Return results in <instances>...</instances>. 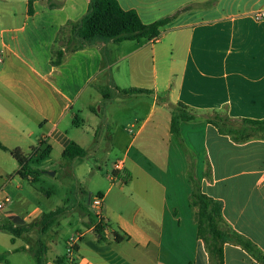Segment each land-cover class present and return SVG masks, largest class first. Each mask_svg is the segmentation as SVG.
I'll return each instance as SVG.
<instances>
[{
	"label": "crops",
	"instance_id": "1",
	"mask_svg": "<svg viewBox=\"0 0 264 264\" xmlns=\"http://www.w3.org/2000/svg\"><path fill=\"white\" fill-rule=\"evenodd\" d=\"M117 1L145 24L172 20L156 42L87 44L73 30L90 0H0L1 189L22 178L14 150L32 160L46 151L45 162L76 142L86 156L62 170L83 180L97 174L88 159L98 157L103 141L116 159L97 190L109 230L97 234L96 220L79 205L76 252L44 264H210L190 201L195 163L202 191L222 204V228L256 249L257 256L226 243L223 264H263L264 138L237 142L208 120L264 121V17H257L264 0ZM22 22L29 34L18 28ZM130 88L153 94L123 92ZM178 103L197 116L182 123L180 139L170 132V105ZM35 213L21 228L40 222L44 213Z\"/></svg>",
	"mask_w": 264,
	"mask_h": 264
},
{
	"label": "trees",
	"instance_id": "2",
	"mask_svg": "<svg viewBox=\"0 0 264 264\" xmlns=\"http://www.w3.org/2000/svg\"><path fill=\"white\" fill-rule=\"evenodd\" d=\"M29 4L31 6V2ZM171 20L172 17H168L145 24L135 10H124L117 0H90L87 14L82 18L76 30L73 31L80 40L87 44L97 41L122 43L144 39L152 40L160 37L162 28L169 24ZM123 92L129 95L153 94L151 90L141 88H130L123 90ZM105 96L108 95L105 94ZM170 109V132L180 139L182 123L195 121L197 116L183 103L171 104ZM208 122L216 126L222 134L232 137L237 142H244L253 138H264V121L232 120L227 116L218 114L216 119H209ZM219 123H222V125ZM12 155L21 167L19 175L23 179L31 181L35 180L33 175L36 173L32 163H40L48 158V152L46 151L36 152L35 160H32V157H26L20 150L12 151ZM85 156L86 150L76 142H71L62 154L65 161L84 158ZM194 167L195 163L190 162L189 179L192 185L190 201L195 210L198 237L206 247L210 264H223V246L229 242L238 244L257 256L255 247L242 236L222 228L224 220L222 204L202 191L201 179L196 176ZM64 212L65 209L58 208L49 213H44L39 224L41 233L46 234ZM84 225L90 227L93 222L84 223ZM94 227L97 234H102L104 231V224L101 221L96 222ZM0 229L7 230L16 237L31 231V227L21 228L12 224L1 225ZM47 250L46 245L41 243V246L35 252V259L38 264H44ZM5 260L6 254H0V262ZM262 262L264 264V257H262Z\"/></svg>",
	"mask_w": 264,
	"mask_h": 264
},
{
	"label": "rangeland",
	"instance_id": "3",
	"mask_svg": "<svg viewBox=\"0 0 264 264\" xmlns=\"http://www.w3.org/2000/svg\"><path fill=\"white\" fill-rule=\"evenodd\" d=\"M32 1L34 3V1L40 2L42 0ZM47 1L45 0V3ZM136 1L121 0L125 7L136 4ZM18 5H22L23 10L27 7L21 3H18ZM25 24V22L20 23L18 28L25 26V33L29 34L31 26ZM144 40L150 41L148 39ZM58 59L59 56L56 55V60L58 61ZM81 109V105L78 104L75 112L78 113L79 122L87 131L89 126L83 123L85 115L78 112ZM72 132L74 131L72 130ZM89 135L91 136L92 145L95 146L96 142L92 134L89 133ZM101 143L99 146L101 151L98 157L88 159L97 174L90 175L86 179L77 180L66 174L62 170V165L66 163L65 160L61 156L53 154L49 161L32 163V167L36 171L33 175L34 181L16 177L17 182L9 191H5V194L0 187V201H3L6 197L11 198V202L4 211V213L10 212V219L4 217L3 214L0 217V226L12 224L20 227L26 225L25 227H27V220L30 219L33 222L37 220L34 218L36 210L43 214L58 208L65 209V213L59 217L57 223L46 234L41 233L40 222L31 225V231L23 233L20 237L14 236L7 230L0 229V254H6V260L3 261V264H37L35 252L39 249L41 243L45 245L55 243L57 248L56 252L48 250L44 257L45 260L54 258L55 255L61 258L68 255L66 243L68 244L67 241L77 235L75 231L81 226L79 205L88 211L93 221L96 220L97 222L95 217L97 211L93 208V198L98 195L97 190L99 188H103L108 184L107 175L111 173L116 162L112 155H108L105 143L103 141ZM18 183L22 185V188H16Z\"/></svg>",
	"mask_w": 264,
	"mask_h": 264
},
{
	"label": "built area",
	"instance_id": "4",
	"mask_svg": "<svg viewBox=\"0 0 264 264\" xmlns=\"http://www.w3.org/2000/svg\"><path fill=\"white\" fill-rule=\"evenodd\" d=\"M258 18L264 17L263 14H258ZM159 38L152 39V42L158 41ZM120 164L116 166L117 170H120ZM112 178V176H111ZM31 179V178H30ZM11 202L10 197H6L3 201H0V217L3 215L6 206ZM93 208L97 211L95 214V217L97 219V222H102L104 224V231L108 232V226L107 221L103 215V197L101 195H97L93 198ZM82 235L80 233H77V235L73 238H70L67 242V251L68 255L72 256L75 253V248L78 246L79 241L81 240Z\"/></svg>",
	"mask_w": 264,
	"mask_h": 264
},
{
	"label": "water",
	"instance_id": "5",
	"mask_svg": "<svg viewBox=\"0 0 264 264\" xmlns=\"http://www.w3.org/2000/svg\"><path fill=\"white\" fill-rule=\"evenodd\" d=\"M51 174L54 175V173H51ZM88 221H89V218H86V219L84 220L85 223H88Z\"/></svg>",
	"mask_w": 264,
	"mask_h": 264
}]
</instances>
